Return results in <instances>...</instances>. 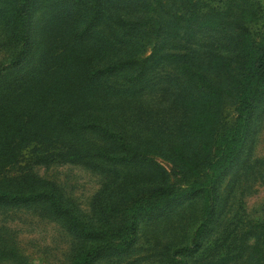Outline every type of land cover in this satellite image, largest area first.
I'll return each mask as SVG.
<instances>
[{"label": "rangeland", "instance_id": "rangeland-1", "mask_svg": "<svg viewBox=\"0 0 264 264\" xmlns=\"http://www.w3.org/2000/svg\"><path fill=\"white\" fill-rule=\"evenodd\" d=\"M247 1L0 0V264H264Z\"/></svg>", "mask_w": 264, "mask_h": 264}, {"label": "trees", "instance_id": "trees-1", "mask_svg": "<svg viewBox=\"0 0 264 264\" xmlns=\"http://www.w3.org/2000/svg\"><path fill=\"white\" fill-rule=\"evenodd\" d=\"M232 1H234V3L237 2L239 4H242L244 7L248 4L247 0H232ZM231 8L234 10L235 9L239 10L237 7H234V6ZM240 8H241V6H240ZM249 16H252V15L250 14ZM256 16H252L251 19H248L245 22V25L247 23L256 22V20H257ZM217 20H219V19H217ZM205 21L209 22L210 27H214V26H216V24L218 25V27L223 26V23L220 21H218L216 24H213L215 22V20L211 19V18L207 19ZM263 82H264V43L262 45H259L255 49L253 57H252V62L248 66L247 78L245 80V84L247 86V88H246L247 92L245 89L246 94L244 93L245 97L243 98V100L241 102V108H240L241 114L245 115V117H248L251 114L255 104L257 103L258 97L260 95V89L262 88V86L264 84ZM214 94L216 96H218L217 95L218 93L216 90H214ZM82 264H88V257H86V259L83 261Z\"/></svg>", "mask_w": 264, "mask_h": 264}]
</instances>
